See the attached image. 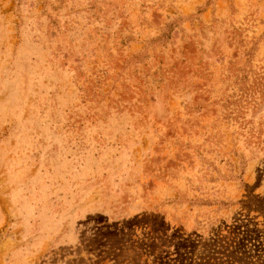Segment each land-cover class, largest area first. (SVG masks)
<instances>
[{
  "label": "rangeland",
  "instance_id": "374dc122",
  "mask_svg": "<svg viewBox=\"0 0 264 264\" xmlns=\"http://www.w3.org/2000/svg\"><path fill=\"white\" fill-rule=\"evenodd\" d=\"M0 264H264V0H0Z\"/></svg>",
  "mask_w": 264,
  "mask_h": 264
}]
</instances>
